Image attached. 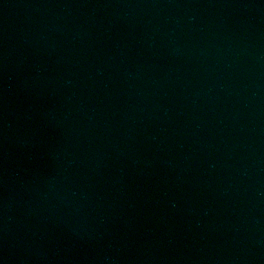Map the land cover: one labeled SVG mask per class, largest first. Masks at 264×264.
<instances>
[{
    "label": "water",
    "instance_id": "1",
    "mask_svg": "<svg viewBox=\"0 0 264 264\" xmlns=\"http://www.w3.org/2000/svg\"><path fill=\"white\" fill-rule=\"evenodd\" d=\"M0 264H264V0H0Z\"/></svg>",
    "mask_w": 264,
    "mask_h": 264
}]
</instances>
